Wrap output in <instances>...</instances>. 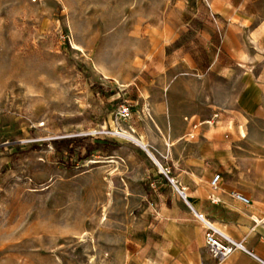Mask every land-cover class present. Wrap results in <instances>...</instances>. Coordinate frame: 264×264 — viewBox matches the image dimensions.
Returning <instances> with one entry per match:
<instances>
[{"label": "rangeland", "instance_id": "rangeland-1", "mask_svg": "<svg viewBox=\"0 0 264 264\" xmlns=\"http://www.w3.org/2000/svg\"><path fill=\"white\" fill-rule=\"evenodd\" d=\"M205 9L0 0V264H126L127 240L152 217L146 177L160 170L126 134L157 160L168 149L156 126L167 100L157 70L168 64L158 38L182 35L169 63L196 55L193 16Z\"/></svg>", "mask_w": 264, "mask_h": 264}, {"label": "crops", "instance_id": "crops-1", "mask_svg": "<svg viewBox=\"0 0 264 264\" xmlns=\"http://www.w3.org/2000/svg\"><path fill=\"white\" fill-rule=\"evenodd\" d=\"M200 1L206 9L193 16L197 44L189 45L196 55L169 63L166 48L181 46L182 35L158 38L168 63L157 70L167 100L156 126L168 147L158 151V162L175 185L161 169L148 173L152 217L127 240L126 264H264V0ZM247 127L260 136L241 138ZM196 214L245 242L251 254L215 259Z\"/></svg>", "mask_w": 264, "mask_h": 264}, {"label": "built area", "instance_id": "built-area-1", "mask_svg": "<svg viewBox=\"0 0 264 264\" xmlns=\"http://www.w3.org/2000/svg\"><path fill=\"white\" fill-rule=\"evenodd\" d=\"M123 116L129 115V109L123 108ZM215 119H219V114L214 115ZM163 174L167 176L169 179V182L172 185H175L174 179L169 177V173L166 169H164L162 166H159ZM221 176L215 175V177L212 180V186L217 187L220 182ZM180 195L183 198H186V193L184 189L179 190ZM234 197L238 200L242 201L243 203L247 204L249 203V199L243 196L242 194H234ZM196 218L201 222V224L204 226L206 233H205V241L207 248L210 252V254L218 260H223L234 254L235 252H242L251 254V252L248 250L245 242L242 241H236L229 237L227 234H225L223 231H221L219 228H217L210 220H208L204 215L202 214H196Z\"/></svg>", "mask_w": 264, "mask_h": 264}, {"label": "bare ground", "instance_id": "bare-ground-1", "mask_svg": "<svg viewBox=\"0 0 264 264\" xmlns=\"http://www.w3.org/2000/svg\"><path fill=\"white\" fill-rule=\"evenodd\" d=\"M126 136L128 138H130L131 140L135 141L138 144V146H141L144 150H146L149 153V156L151 158H153L156 162H158V160L156 159V157L154 156V154L151 153V151L148 149V147L140 139L136 138L135 136H133L131 134H126ZM157 164H158V166H161L159 164V162Z\"/></svg>", "mask_w": 264, "mask_h": 264}]
</instances>
